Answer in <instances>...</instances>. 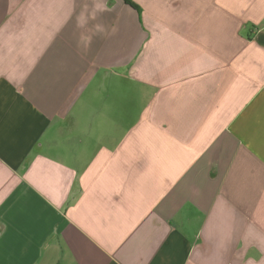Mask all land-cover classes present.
I'll return each mask as SVG.
<instances>
[{"label": "crops", "instance_id": "1", "mask_svg": "<svg viewBox=\"0 0 264 264\" xmlns=\"http://www.w3.org/2000/svg\"><path fill=\"white\" fill-rule=\"evenodd\" d=\"M0 264H264V0H0Z\"/></svg>", "mask_w": 264, "mask_h": 264}, {"label": "trees", "instance_id": "2", "mask_svg": "<svg viewBox=\"0 0 264 264\" xmlns=\"http://www.w3.org/2000/svg\"><path fill=\"white\" fill-rule=\"evenodd\" d=\"M130 3V2H129Z\"/></svg>", "mask_w": 264, "mask_h": 264}]
</instances>
